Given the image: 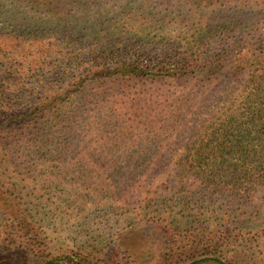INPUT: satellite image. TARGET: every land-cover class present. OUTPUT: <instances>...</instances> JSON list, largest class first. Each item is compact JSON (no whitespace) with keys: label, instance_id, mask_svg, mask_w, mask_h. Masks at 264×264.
Returning a JSON list of instances; mask_svg holds the SVG:
<instances>
[{"label":"trees","instance_id":"obj_1","mask_svg":"<svg viewBox=\"0 0 264 264\" xmlns=\"http://www.w3.org/2000/svg\"><path fill=\"white\" fill-rule=\"evenodd\" d=\"M172 2L0 0V166L19 142L37 196L2 201L0 248L97 216L155 225L163 264H264V0Z\"/></svg>","mask_w":264,"mask_h":264},{"label":"rangeland","instance_id":"obj_2","mask_svg":"<svg viewBox=\"0 0 264 264\" xmlns=\"http://www.w3.org/2000/svg\"><path fill=\"white\" fill-rule=\"evenodd\" d=\"M105 1H109L108 7L111 8L119 5L123 0ZM143 1L146 6L155 7L158 10L174 9L172 0ZM3 149L5 151H2L1 158L8 160V163L2 162L0 166L1 187L11 194L9 193L8 198H4L6 195L0 190V209L3 210L2 201L10 199L15 207L21 208L23 201L28 203L24 207H28L31 213H35L37 196L27 194L31 193L33 184L30 185L28 178L22 181L20 175L21 144L10 141ZM22 187L27 189L23 192ZM174 187L172 179L161 180L150 188L151 195L169 197ZM100 218L96 216L92 224H87L79 230L69 227L65 231H56L50 226L52 231H43L41 237L45 244L43 257L34 256L27 248L16 242L11 248L1 247L0 264H72L67 259L72 256L78 257V264H163L160 254L164 248V235L155 225L142 223L131 229L106 231L107 224H101ZM117 221L120 223L118 218ZM45 223L48 225V221ZM248 254L253 257L259 256L256 250H251ZM108 257L113 260L108 261ZM56 258L61 260L51 262ZM198 264L218 263L215 260H205Z\"/></svg>","mask_w":264,"mask_h":264}]
</instances>
